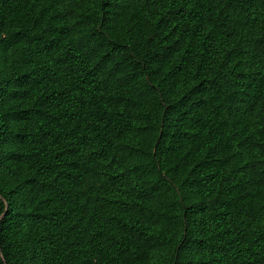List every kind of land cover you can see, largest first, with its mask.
Instances as JSON below:
<instances>
[{"label":"trees","instance_id":"1","mask_svg":"<svg viewBox=\"0 0 264 264\" xmlns=\"http://www.w3.org/2000/svg\"><path fill=\"white\" fill-rule=\"evenodd\" d=\"M0 264H264V0H0Z\"/></svg>","mask_w":264,"mask_h":264}]
</instances>
